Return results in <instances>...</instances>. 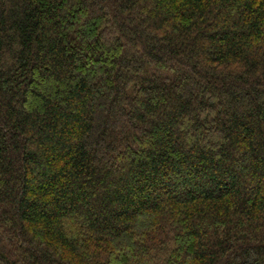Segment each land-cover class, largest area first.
<instances>
[{
  "label": "trees",
  "instance_id": "1",
  "mask_svg": "<svg viewBox=\"0 0 264 264\" xmlns=\"http://www.w3.org/2000/svg\"><path fill=\"white\" fill-rule=\"evenodd\" d=\"M0 264H264V0H0Z\"/></svg>",
  "mask_w": 264,
  "mask_h": 264
}]
</instances>
